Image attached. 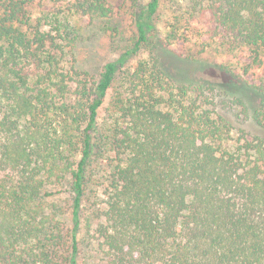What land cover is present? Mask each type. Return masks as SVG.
Masks as SVG:
<instances>
[{"label":"trees","instance_id":"trees-1","mask_svg":"<svg viewBox=\"0 0 264 264\" xmlns=\"http://www.w3.org/2000/svg\"><path fill=\"white\" fill-rule=\"evenodd\" d=\"M186 1L159 33L161 0H0V264H264V134L217 106L264 130V0ZM125 7L133 44L94 77L67 16ZM192 37L232 52L228 80Z\"/></svg>","mask_w":264,"mask_h":264},{"label":"rangeland","instance_id":"rangeland-1","mask_svg":"<svg viewBox=\"0 0 264 264\" xmlns=\"http://www.w3.org/2000/svg\"><path fill=\"white\" fill-rule=\"evenodd\" d=\"M141 1L144 3L148 0ZM186 4V0H161L159 9L152 19L159 33H163L169 27L177 11H186L188 8ZM184 15L185 17L187 16L185 13ZM67 17H69V21L75 29L74 52L76 63L81 69L88 71L94 77L99 76V72L105 62L115 59L133 44L135 27L128 7L107 18L87 19L75 14H69ZM180 22H184V18ZM183 28L184 26L181 25L180 31ZM186 48L187 51L184 55L197 60L196 74L201 69H204V75L208 78L212 77L222 81L228 80L229 75L219 71L216 65L221 63L231 65V51L222 47L217 41L203 44L202 39L198 37H192L189 43L186 44ZM133 62L134 58L131 57L126 64H132ZM115 85H113V88H115ZM113 88L108 91L105 103L113 93ZM217 106L218 111L232 123L235 129L240 127L251 133L264 134V130L256 126L250 117L244 118L239 112L240 107L238 104L229 103L227 106L218 104ZM104 113V109H101L100 117H103ZM234 135L236 136L237 134L234 133ZM100 198L102 196H99ZM68 201L65 194L53 196L48 200L49 211L54 207L60 208L61 214L59 217H62L65 221L63 222L65 227L68 225V221L64 219L63 211L67 210ZM90 235L93 234L90 233ZM90 257L91 254L87 252L80 253L78 264H89L92 260ZM97 264H104V260L100 256H97Z\"/></svg>","mask_w":264,"mask_h":264}]
</instances>
